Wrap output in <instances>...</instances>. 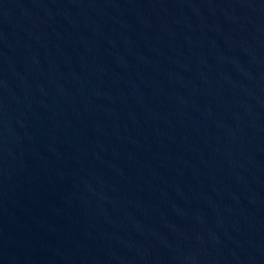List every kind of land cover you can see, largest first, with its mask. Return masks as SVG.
I'll use <instances>...</instances> for the list:
<instances>
[{
    "label": "water",
    "instance_id": "obj_1",
    "mask_svg": "<svg viewBox=\"0 0 264 264\" xmlns=\"http://www.w3.org/2000/svg\"><path fill=\"white\" fill-rule=\"evenodd\" d=\"M0 264H264V0H0Z\"/></svg>",
    "mask_w": 264,
    "mask_h": 264
}]
</instances>
